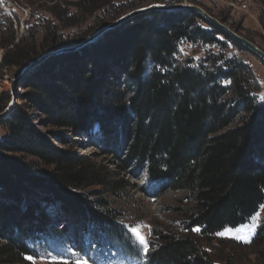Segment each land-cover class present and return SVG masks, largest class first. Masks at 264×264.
Returning <instances> with one entry per match:
<instances>
[{
  "label": "trees",
  "instance_id": "trees-1",
  "mask_svg": "<svg viewBox=\"0 0 264 264\" xmlns=\"http://www.w3.org/2000/svg\"><path fill=\"white\" fill-rule=\"evenodd\" d=\"M108 3H94L93 10ZM181 41L217 47L229 42L243 49L192 10L153 11L39 65L23 82L32 92L24 98L51 126L84 132L99 128L107 146L125 152V164L146 167L159 195L184 192L178 222L153 229L149 264H217L206 244L225 229L245 226L264 203V104L253 93L251 69L237 59L209 55L197 67L176 65ZM7 43L2 46L11 45L15 53L10 60L3 55L2 68L21 66L37 55ZM63 45L52 40L47 49ZM5 124L0 264H31L27 257L35 255L28 242L57 233V220L46 211L51 193L62 200L64 212L91 227L99 239L127 244L128 231L115 208L98 193H73L107 186L106 179L75 169L83 165L81 158L51 144L25 108H15ZM20 155L36 157L54 170L34 173ZM27 183L51 193L40 195L30 184V190L24 188ZM71 237L80 241L75 232ZM263 240L264 223L252 247Z\"/></svg>",
  "mask_w": 264,
  "mask_h": 264
},
{
  "label": "rangeland",
  "instance_id": "rangeland-1",
  "mask_svg": "<svg viewBox=\"0 0 264 264\" xmlns=\"http://www.w3.org/2000/svg\"><path fill=\"white\" fill-rule=\"evenodd\" d=\"M104 1L109 3L98 10H93L94 3ZM231 1L188 0L219 21L222 19L224 22H220L249 38L264 50V0H249V9L246 12L234 9L230 6ZM152 3L173 2L168 0H0V113L13 101L8 113L0 119V141L7 134L8 127L5 121L8 115L17 107L25 108L30 122L48 137L51 144L59 150L81 158L83 165L75 169L85 175L103 177L109 183L107 186L93 185L86 189L78 188L73 190V193L81 192L84 195L98 193L97 197L103 198L110 207L120 213V222L128 231L127 244L117 241L107 242L102 237L99 239L91 227L85 228L87 224L82 227L76 223L70 213L63 211L60 198L50 191L47 192L41 184L27 183L24 188L28 190L30 189L27 185L30 184L31 191L40 195L51 193L52 197L47 200L46 211L53 220H57L55 235L43 234L34 241L28 242L35 255L32 260L28 259L31 264H149L147 252L133 235L132 229H139L146 238L150 250L154 242L153 229L159 225L176 224L179 220L176 210L185 203L184 192L168 191L159 195L157 184L147 177L146 167L133 161L125 164L123 162L125 152L107 146L99 128L94 126L90 131L84 132L51 126L44 115L32 108L24 98L32 92L23 86V82L34 69L50 58L77 50L50 55L29 69L22 78L17 77L24 65L50 51L47 45L52 40H61L63 46L78 43L123 14ZM205 25L202 23L203 27ZM10 41L18 44L20 50H27L37 55L21 66L11 65L2 68L3 55L6 54L7 59L10 60L15 53L10 49L11 45L2 46ZM209 55L217 57V60L220 58L219 61L234 58L248 65L254 77L253 93L258 102L264 104V64L244 48L239 50L229 42H226L224 47H217L201 42L181 41L174 60L178 66L189 62L192 67H197ZM235 125L236 123L232 126ZM19 157L34 167V173L47 174L54 170V166L46 165L36 157L29 155ZM262 206L264 203L245 226L234 229L225 236L217 234L206 244L205 249L214 263L264 264V240L259 246L252 247L256 229L264 223ZM226 230L228 229L222 232ZM74 232L79 242L75 237L72 239ZM236 236L242 239L234 238Z\"/></svg>",
  "mask_w": 264,
  "mask_h": 264
},
{
  "label": "water",
  "instance_id": "water-1",
  "mask_svg": "<svg viewBox=\"0 0 264 264\" xmlns=\"http://www.w3.org/2000/svg\"><path fill=\"white\" fill-rule=\"evenodd\" d=\"M175 10H192L207 23L217 27L222 33L229 36L233 41L239 43L245 50L250 52L253 56L258 58L264 64V50H262L260 47H258L255 43H253L249 39L233 31L230 27H228L226 24L220 22L218 19L210 15L200 6L189 3L188 0H184L183 2H176V3H152L147 6H143L131 10L123 14L122 16L118 17L113 22L99 28L94 33L90 34L88 37L79 41L78 43L62 46L54 50L47 51L46 53L42 54L40 57L28 62L26 65H24L21 68L17 77L22 78L27 73V71H29V69L33 68V66L38 65L40 61H42L43 59H45L50 55H57L65 52L82 49L83 47L89 45L90 43L94 42L96 39L101 37L105 32L124 24L125 22L133 19L136 16L150 13L153 11H175ZM12 105H13V101H11L10 104L0 113V119H2L8 113Z\"/></svg>",
  "mask_w": 264,
  "mask_h": 264
},
{
  "label": "snow or ice",
  "instance_id": "snow-or-ice-1",
  "mask_svg": "<svg viewBox=\"0 0 264 264\" xmlns=\"http://www.w3.org/2000/svg\"><path fill=\"white\" fill-rule=\"evenodd\" d=\"M262 207H264V206H262ZM257 215H259V214H257ZM193 231L199 232L200 229L199 228H195V229H193ZM231 231L232 230L228 229L225 232L218 233V235L225 236L226 234H230ZM132 233H133V235L136 236V238L139 241V243H141L144 246V251L147 252L148 251V242H147L146 238L143 236V234L137 228H133L132 229ZM234 238H236V239H242L239 236H236ZM245 242H250V241L245 240ZM27 259L32 260L33 258L32 257H27Z\"/></svg>",
  "mask_w": 264,
  "mask_h": 264
},
{
  "label": "built area",
  "instance_id": "built-area-1",
  "mask_svg": "<svg viewBox=\"0 0 264 264\" xmlns=\"http://www.w3.org/2000/svg\"><path fill=\"white\" fill-rule=\"evenodd\" d=\"M230 6L240 12H246L249 9V0H232Z\"/></svg>",
  "mask_w": 264,
  "mask_h": 264
}]
</instances>
